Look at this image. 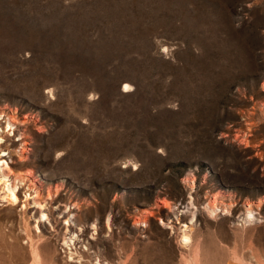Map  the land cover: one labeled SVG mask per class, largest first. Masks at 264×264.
<instances>
[{
	"label": "rangeland",
	"instance_id": "rangeland-1",
	"mask_svg": "<svg viewBox=\"0 0 264 264\" xmlns=\"http://www.w3.org/2000/svg\"><path fill=\"white\" fill-rule=\"evenodd\" d=\"M2 130L0 264H264V0H0Z\"/></svg>",
	"mask_w": 264,
	"mask_h": 264
},
{
	"label": "bare ground",
	"instance_id": "bare-ground-1",
	"mask_svg": "<svg viewBox=\"0 0 264 264\" xmlns=\"http://www.w3.org/2000/svg\"><path fill=\"white\" fill-rule=\"evenodd\" d=\"M1 136H5V131H3V130L0 131V138H1ZM7 151H8L7 144L4 142H0V200L1 201H10L12 204L16 205L21 200H20L19 194L17 193V185H15L11 182V173L14 170L12 171V169L10 168L11 165H9V162H10L9 160L12 161V156H11L12 154H11V151H9V152H7ZM20 157H22V156H20ZM38 205H39V207H41V209H44L42 202H38ZM24 206L25 205H23V207ZM43 215L45 216L46 213L43 212ZM249 216L252 217L253 213L250 212ZM184 240L186 242L190 240V236L187 235V232L184 235ZM74 253H73V255H74Z\"/></svg>",
	"mask_w": 264,
	"mask_h": 264
}]
</instances>
